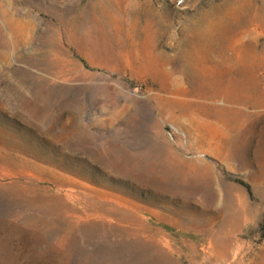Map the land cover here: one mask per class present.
Listing matches in <instances>:
<instances>
[{
	"label": "rangeland",
	"instance_id": "obj_1",
	"mask_svg": "<svg viewBox=\"0 0 264 264\" xmlns=\"http://www.w3.org/2000/svg\"><path fill=\"white\" fill-rule=\"evenodd\" d=\"M214 7L264 0H0V264H264V108L200 113L227 36L181 49Z\"/></svg>",
	"mask_w": 264,
	"mask_h": 264
},
{
	"label": "bare ground",
	"instance_id": "obj_2",
	"mask_svg": "<svg viewBox=\"0 0 264 264\" xmlns=\"http://www.w3.org/2000/svg\"><path fill=\"white\" fill-rule=\"evenodd\" d=\"M229 9L214 7L201 12L191 24L192 29L188 35L189 38L196 39L195 42L190 47L182 46L181 49L187 58L195 56L194 52L198 50L204 58L218 52L213 38L218 35L227 36L225 42L221 41L222 49L219 48V51L229 53L232 69L224 71L221 79L214 82L216 90L211 95L212 103L206 106L198 102L194 107L205 116H213L218 122L237 132L252 114L255 115L264 108V71L261 74L256 70L257 67L264 66V43H259L260 35L264 36V10L257 8L256 13H260L251 17L250 24L241 20L233 24L226 17ZM260 50L263 52H259ZM236 72L240 76L235 75ZM185 77L195 85L208 84L202 73L190 66ZM219 96L225 97L226 105L216 106ZM251 107L253 111H250Z\"/></svg>",
	"mask_w": 264,
	"mask_h": 264
},
{
	"label": "built area",
	"instance_id": "obj_3",
	"mask_svg": "<svg viewBox=\"0 0 264 264\" xmlns=\"http://www.w3.org/2000/svg\"><path fill=\"white\" fill-rule=\"evenodd\" d=\"M169 137L172 141L177 142V137L179 138L180 143H186V139L184 135H181L175 127L170 126V131H169Z\"/></svg>",
	"mask_w": 264,
	"mask_h": 264
}]
</instances>
